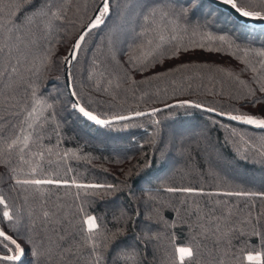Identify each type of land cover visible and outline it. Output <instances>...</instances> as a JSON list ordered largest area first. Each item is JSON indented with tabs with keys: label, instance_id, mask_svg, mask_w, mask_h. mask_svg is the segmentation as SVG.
<instances>
[{
	"label": "snow or ice",
	"instance_id": "1",
	"mask_svg": "<svg viewBox=\"0 0 264 264\" xmlns=\"http://www.w3.org/2000/svg\"><path fill=\"white\" fill-rule=\"evenodd\" d=\"M212 3L0 0V264H264V42L239 23L264 0ZM97 141L112 167L77 172ZM241 161L261 190H228ZM221 193L248 203L195 199Z\"/></svg>",
	"mask_w": 264,
	"mask_h": 264
},
{
	"label": "trees",
	"instance_id": "2",
	"mask_svg": "<svg viewBox=\"0 0 264 264\" xmlns=\"http://www.w3.org/2000/svg\"><path fill=\"white\" fill-rule=\"evenodd\" d=\"M213 8H216L218 6L212 4ZM220 8V7H219ZM222 10L223 13H228V11L220 8ZM219 26L225 30L228 29H232L233 31H235V27L234 24L232 22V20L229 18V16L227 15H221L220 21L218 22ZM241 24H244L242 22H239ZM246 25V35L248 37L249 40L253 41L256 45V47H260L261 43L264 42V25L263 26H259V25ZM198 39V38H197ZM214 47L216 45H213ZM218 57H227L229 55V53H220V54H214ZM238 55H242V53H238ZM195 70V69H194ZM174 78V77H173ZM205 86L207 88H211L212 84L209 81H205ZM158 87H163V84H159L156 85ZM225 100H227V98H224ZM181 115H182V119L187 122V123H192V124H196L199 123L200 121H202L204 119V114L201 113L200 110H195L193 112H190L188 114H184L183 110L181 111ZM224 122L228 123L227 118H224ZM235 126V124H234ZM250 131L251 130V126H241L240 128H238V131ZM131 134H135L137 136V139L140 138L141 134H142V130H138V129H132L130 130ZM96 135L94 132L92 133V136ZM144 135H146V133H144ZM227 135L226 132H224L222 129L217 130V129H213L212 131V136L214 138L218 137L219 141L221 144H224V136ZM89 139H91V137H87ZM128 138V135L125 134V139ZM81 143H83V141H81ZM241 147H243V141H241ZM225 151V153L227 154L228 152L232 151V148L230 145H226L225 148L223 149ZM85 151L90 152L92 154V156L94 157H100V159H93L91 161V164L88 163L87 159L81 160L79 162H74V167H76L77 172H83L85 169H88L90 171H93L98 174L101 169H94L95 165H105L106 167H112V165L108 162L105 161L103 159L104 156H107L109 158V161H111L112 156L110 155L109 151H101V145L100 142L97 141L95 143H91L90 146L88 148L85 149ZM193 164H195L197 167L199 166L200 163L202 162H197V161H193ZM240 172H245L247 171V175L249 177H255V181L252 183H243V182H237V184L235 185H229L228 186V190L229 191H238L240 190V185H242L244 190H250V191H258L261 190L259 188V177H260V171L258 168H251V167H245V162L241 161L240 164ZM185 181L187 182L189 179H191L192 182L194 183H202L206 189L209 188L210 186H214L218 183V181H216L213 177L208 176L205 177L203 180H200L195 173H192L191 176H185L184 177ZM177 182H179V178H177ZM196 200H198L201 204H204L208 209H211L213 207L212 201L216 200V199H223L225 201H231L232 203H241V207H243L244 204L248 203V199L245 198H236V197H227L225 195L221 194H208L206 196H197L195 197ZM251 199V198H249ZM257 199V204H259V199ZM185 235H187V232L185 230ZM178 238L179 235H178ZM258 244V242H255ZM203 245H204V254L206 256V258L212 259L215 258L216 256V252L214 251V248L217 247L216 242L214 240V238H212L211 236H209L206 240L203 241ZM257 250H259V247L257 246ZM211 252L212 256L209 257L208 253ZM244 264H256V262H249L247 260L244 261Z\"/></svg>",
	"mask_w": 264,
	"mask_h": 264
},
{
	"label": "water",
	"instance_id": "3",
	"mask_svg": "<svg viewBox=\"0 0 264 264\" xmlns=\"http://www.w3.org/2000/svg\"><path fill=\"white\" fill-rule=\"evenodd\" d=\"M214 5L226 10V11H229V9L224 5L223 3V0H213V3ZM244 24H248V25H261L263 26L264 25V20H257V19H249L248 21H240Z\"/></svg>",
	"mask_w": 264,
	"mask_h": 264
},
{
	"label": "rangeland",
	"instance_id": "4",
	"mask_svg": "<svg viewBox=\"0 0 264 264\" xmlns=\"http://www.w3.org/2000/svg\"><path fill=\"white\" fill-rule=\"evenodd\" d=\"M217 58L219 59L220 57L217 56Z\"/></svg>",
	"mask_w": 264,
	"mask_h": 264
}]
</instances>
